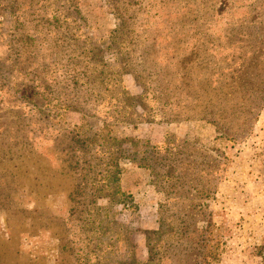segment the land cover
Listing matches in <instances>:
<instances>
[{
  "label": "rangeland",
  "instance_id": "obj_1",
  "mask_svg": "<svg viewBox=\"0 0 264 264\" xmlns=\"http://www.w3.org/2000/svg\"><path fill=\"white\" fill-rule=\"evenodd\" d=\"M74 4L86 25L79 32L78 24L65 20ZM118 8L128 9L130 35L119 33ZM49 9L55 11V18L47 20L64 31L50 45L34 34L31 47L24 32L31 33L35 14L25 2L0 0V264H60L61 240L56 236L63 237L61 216L68 209V191L75 179L68 164H73L70 151L76 146L67 137L76 129L155 145L194 138L205 152L214 149L211 155L218 163L207 164L218 167V180L211 198L192 216L197 234L205 231L206 238L194 239L208 250L217 243V261L211 264H264V137L254 127L255 113L247 116L238 110L223 115L229 113L228 99L237 100L241 93H235L226 76L237 75L240 64L250 63L254 55L263 53L264 59V0H57ZM115 27L118 30L109 39L108 32ZM99 43L114 47L113 53L96 52ZM206 43L216 47V66H204L208 56H200V63L194 59L195 46ZM81 57L83 61L91 57L106 74L118 67L128 71L120 76V85L129 95L145 96L147 120L125 122L123 114H116L124 111L123 103L115 108L105 94L97 108L98 119L70 108L68 102L64 109L61 93L68 90L63 80L67 72L80 68ZM251 70L264 77V65ZM34 73L45 77L44 88L34 89L42 84ZM184 82L186 94L178 90ZM35 91L41 96H33ZM220 95L224 97L218 101ZM135 110L142 111L138 106ZM263 110L264 106L259 112ZM204 111L209 114L197 116ZM244 117L249 124L230 128ZM218 131L233 133L236 139H224ZM118 179L135 209L113 206L114 218L103 224L108 234L102 239L119 249L123 261L145 262L147 237L180 205L168 211L159 206L164 203L157 190L160 185L134 161L119 160ZM115 230L117 238L110 234ZM192 259L182 264L204 258Z\"/></svg>",
  "mask_w": 264,
  "mask_h": 264
},
{
  "label": "trees",
  "instance_id": "obj_2",
  "mask_svg": "<svg viewBox=\"0 0 264 264\" xmlns=\"http://www.w3.org/2000/svg\"><path fill=\"white\" fill-rule=\"evenodd\" d=\"M15 1L17 3L19 1L27 3V6L31 8L30 13L35 14L33 17L34 23L31 29L28 30L31 33L28 35L26 31L24 32L25 37L30 40V46L32 47L36 42L34 41L36 35L41 36L47 45L56 42L57 36L62 34L61 30L64 31V27L58 30V26L53 25L47 19L49 17L55 18L53 14L55 11L49 8L57 0ZM60 1L71 2V0ZM67 11L68 13L66 14L68 15L65 16V20L70 23L72 22L73 25L78 24L77 31L80 27L84 28L86 26L75 4L71 8H68ZM117 13L120 22L119 33H122L124 36L130 35L132 30L128 22L130 18L128 9L118 8ZM117 30L118 28L115 27L109 31L108 38L112 39ZM67 32L68 30L66 29L64 33ZM100 44H98L96 49L92 48V50H88V53L93 51V49L98 53H113L110 50H113L114 47L109 45L100 47ZM124 46L122 45L119 48L123 49ZM195 48L197 50H195L196 52H194L193 56L196 62L200 63V56H208V58L203 59L204 66H206L205 64H209V67L217 65L213 54L214 50H216L215 46H207L206 43L204 46L196 45ZM262 54L254 55L250 63L248 61L242 62L240 64L241 70L237 75L232 76L230 74L226 76V81H230L229 83L233 85L235 93L237 94V90H240L238 92L241 93L240 98L237 100L233 99V97L228 99L229 113L227 115L226 113H222L223 115L228 116L239 110L247 116L255 113L252 120H256L260 109L264 106V77L260 78L258 75L256 77L252 74L251 69L264 65V59L261 58ZM242 56L243 58L246 57ZM90 58L88 57L87 60L83 61L81 57L77 63L80 68L66 73L63 82H65L64 85L68 92L61 93L63 94L64 109H67L65 103L68 102L70 108L98 119L97 108L101 104L100 100L104 98L102 94H105L108 96L106 98L113 100V107L124 108V111L117 110L116 114H123L121 118L125 116L127 120L125 122L131 123L147 120V118L143 117L146 112V109H143L145 108L144 103H146L143 102L145 96L129 95L124 87L120 85V76L128 73V71L118 67L110 69L106 74L105 70L98 64L90 61ZM223 68L229 70L228 65L224 64ZM228 73L230 71H226V74ZM34 74L37 82H42V84L38 83L35 85L34 89L40 85L44 88L45 77L40 78V73ZM50 76L54 77V75ZM50 80L53 81V79ZM112 82H114L113 87L111 86ZM187 86L188 83L184 82L178 87V90L186 94L184 91L187 92L185 90ZM199 89L201 90L200 87ZM32 94L35 97L41 96V92L35 91ZM151 94H153V91H151ZM120 96L122 97L121 101L116 99V97ZM223 97L222 95L218 96V101H221ZM194 100L198 102L200 99L195 98ZM202 100L205 102L204 98ZM120 102L124 106L120 107ZM137 106L141 107V112L135 110ZM202 109H205L203 105H201ZM206 113L209 114V111H204L201 115L197 116L204 118ZM107 117L112 118L111 115ZM207 120L214 122L212 119ZM249 121V118L244 117L240 123L233 122L230 128H237L239 125H243V123L249 124ZM214 124L216 125L217 123L215 122ZM92 130L85 129L82 132L76 129L68 132V140L76 146L70 151L73 164H68V168L74 173L75 179L70 192L68 191V209L64 210L61 216L63 237L61 238V235L60 238L56 236L58 241L59 239L61 240L57 247L61 257L57 263L182 264L186 260H194L192 258H197L198 255L204 259H201L202 262L194 264H211L216 262L217 243L211 250H208L204 248L206 247L204 243L194 239L196 235L202 238H206V235H204L205 231L197 234V229L193 223L194 218L192 217L199 211L203 202L211 198L210 196L218 180V167H209L210 164H207L208 162L218 163V160L211 155V150L214 151V149L208 150L210 153L205 152L202 147L197 145V141L194 138H176L178 143H171L169 139L168 143L155 145L139 138L129 136L116 137L108 135V133ZM229 130L232 132V129ZM218 132V134L223 135L224 139H236L234 137L236 135H232L233 133L230 134L228 131ZM122 142L128 143L126 147L121 145ZM120 159L134 161L137 166L149 170L154 179V184L160 185L157 190L163 194L164 203H160L159 206H165V210L168 211L170 208H176L177 205H180L177 211L175 209L174 212L171 211L167 214L166 223L160 220L157 229L152 231L151 235L147 237V258L145 262H135L133 259L129 262L123 261L121 259L122 253L118 251L119 249H115L110 243H106L102 239V237L108 234V232H104L102 229L103 224L106 225L108 223L109 219H111L110 216L114 218L115 212L112 210L113 206L121 205L122 208H131L132 211L135 209L131 195L124 192L119 185L118 171ZM195 174L199 175L198 179H189ZM204 177H208L209 179H205ZM208 186L212 187L209 188ZM193 190L198 195L192 193ZM206 224L207 227L211 226L208 219L206 220ZM110 234H114L115 238H117L119 233L115 230L112 233L110 232ZM202 252L205 253L203 254ZM179 260L181 262H178Z\"/></svg>",
  "mask_w": 264,
  "mask_h": 264
},
{
  "label": "crops",
  "instance_id": "obj_3",
  "mask_svg": "<svg viewBox=\"0 0 264 264\" xmlns=\"http://www.w3.org/2000/svg\"><path fill=\"white\" fill-rule=\"evenodd\" d=\"M254 127L255 128L257 127L258 135L264 137V110L259 112V114L257 115V118H256L255 123H254ZM262 150L264 152V147L262 148ZM262 157L264 158V154L262 155ZM263 161H264V159H263Z\"/></svg>",
  "mask_w": 264,
  "mask_h": 264
}]
</instances>
